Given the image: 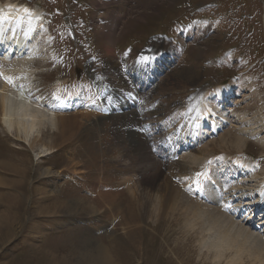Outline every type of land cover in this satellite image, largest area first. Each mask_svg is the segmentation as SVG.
<instances>
[{
	"label": "rangeland",
	"instance_id": "obj_1",
	"mask_svg": "<svg viewBox=\"0 0 264 264\" xmlns=\"http://www.w3.org/2000/svg\"><path fill=\"white\" fill-rule=\"evenodd\" d=\"M7 1L0 0V4ZM17 1L35 8L38 5L44 7L50 19L49 32L58 43L63 61L51 57L53 53L46 55L41 46L34 44L31 54L28 52V55L19 56L12 62L16 65L15 74L11 75L15 84L17 82L26 88L38 89L42 99L39 103L37 98H33L35 102L31 101L25 95L24 88L22 98L28 99L40 111L36 121L38 129L35 131L25 132L19 125L16 113L8 116L13 126L10 130L7 123L1 120L0 111V215L7 221L0 226V264H78V259L72 260L67 249L73 246L80 251L77 248L80 244L88 243L93 247L107 244L110 240L115 245L113 254L117 255L114 257L116 264H188L184 262L185 259L190 264H211L199 258V243L195 238L186 241L183 228L172 225L167 230L171 217L164 215L160 218L163 226H156L159 222L151 218V210L143 194L145 182L148 184L152 177H156L158 182L163 181L168 176L170 164H162L149 153L140 133L131 130L128 133L121 130L119 133V125L125 120L122 115H96V119L91 120L79 112L81 115L77 119L81 124L63 130L58 128L57 117L42 104V100L48 97L52 99L56 79L60 76L69 79L74 77L75 67L84 69L85 60L93 55L82 56V53L87 52L83 43L88 39V31L76 28L75 21L84 20L94 25L90 34L95 49L100 58L105 56L111 68L118 67L113 59L117 47L130 44L134 52H138L154 40L155 44L149 50H165L168 45L170 48L173 45L163 39L173 41L170 38L173 37L178 53L181 42H185V54L154 88L157 90L154 92L155 97L166 104H176L179 102L178 97L183 99L189 92L193 94L195 87L205 82L221 85L235 80L239 85V103L233 106L235 109L230 117L236 120L231 122L234 123L231 128H236L235 123L240 126L239 121L244 115L252 119L250 122L254 127H258L257 122L263 115L258 108L264 104V0H69L70 4L67 0ZM102 21L105 23L101 24ZM190 23L203 24L201 35L193 41L179 38L177 44L178 26ZM50 42L47 41L45 45ZM80 42V51L75 52ZM218 59H222V65H219ZM7 66L10 67L11 63H7ZM102 72H105V68L94 66L92 76H96V73L101 75ZM85 76L92 80L87 74ZM2 82L0 93L7 90ZM174 101L177 102L171 103ZM227 102L230 104V101ZM261 111L264 113L263 109ZM162 112V108L156 111L158 114ZM128 114L134 118L125 114L127 120L136 118V113ZM229 128L226 132L229 130L236 135L237 132ZM122 134L128 136L124 138L126 135ZM263 137L253 135L247 139L245 146V152L257 161V171L260 173L264 172V146L260 141ZM219 138L217 136L209 140L208 148L201 145L199 153H206L210 149L211 154L222 151L237 154L238 146L227 142L228 146L221 147ZM126 147L130 150H126ZM9 166L20 170V174L8 169ZM131 171L141 174L136 179L135 193L139 201L138 210L145 221L142 223L143 234L138 232L140 228L137 227L135 231L138 233L131 235L132 238L126 231L128 227H133L129 224L124 228L120 221H115L116 218L120 220L119 208L125 209L127 202L132 199L129 191L123 190L120 194L118 190L102 188L103 183H120L125 173ZM14 179L21 184H11ZM104 191L120 194L115 205H100L97 195ZM41 197L45 198V205L54 201L67 199V202H71L72 199H79L84 202L83 205L89 202L93 207L91 210L96 209L97 212L88 214L70 209L41 211L42 214H37L34 206L41 202ZM84 220L94 226L90 224L92 229L82 232ZM10 225L14 229L8 234ZM160 244L164 246V251H160ZM85 263H88V259H85Z\"/></svg>",
	"mask_w": 264,
	"mask_h": 264
},
{
	"label": "bare ground",
	"instance_id": "obj_2",
	"mask_svg": "<svg viewBox=\"0 0 264 264\" xmlns=\"http://www.w3.org/2000/svg\"><path fill=\"white\" fill-rule=\"evenodd\" d=\"M4 6L5 5H2L0 7V51L3 53L4 59L6 61L13 62L15 61V58H18L19 56L23 57V55L27 54L28 52V54H31L30 51L33 47V44L31 42L32 32L38 18L36 17V14L34 12L27 10V6H15L14 4H8L6 7ZM2 43L5 44V47L2 46ZM162 51L170 53L169 49L155 50L153 52L161 53ZM146 52H148V50ZM2 73L3 76H7L6 71H3ZM13 76H10L11 79L9 77L13 86L10 87V83L7 81L2 82V84L7 87V90L0 93L1 120H3L4 123L6 122L9 126V129L12 130L11 128H13V126L11 123H9L8 116L12 113H16L19 117V125L24 129L25 132L35 131V129H38V122L36 121L40 113V111L38 110L39 108L37 109L36 107H34L32 103L28 101V99L22 98L24 88L25 95L27 96V88L23 84H18L17 82L15 84ZM17 85H23L24 87ZM220 88L221 91H217V88L215 90L217 92L215 94L213 93L214 95H212V92H210L209 89H204L202 92H197V94L195 95L196 98L194 100V107L195 109H197V111L199 108V112L196 114L193 122L190 123L189 130L184 134L185 137L189 134L194 138V146L188 152H185V150H181L182 155L180 156V158L177 160H172L168 176L166 175L163 181L158 182L156 177H152L148 184L147 182H145L146 186L143 189V194L145 195L146 204H148L150 207L151 218L154 219V222L155 220L159 222L156 223V226H163L160 218H162L164 215L171 217L172 220L167 223V230H170L172 228V225H176V227L183 228L182 231H184V238L186 239V241L195 238V241L200 245L198 254L199 258H201L203 261H209L211 264H264V224L257 228L256 224L250 218V213L242 215V217L238 219L234 217L229 218L228 216H226V213L223 214L222 212H220V209H218V207L216 208L206 206L202 204V200H196L189 197V194L192 191L186 193L183 190L187 185V180H185L186 175L189 173V171L187 170L193 171L195 167H200V169H202L207 161V157H209V155L211 154L210 149H207L206 153L204 152L200 154L199 152L201 150H199L198 148L199 143H203V148L204 146L205 148L209 147V144L207 142H204L207 133H216V135L213 134V136H220L219 142L221 147L228 146V144H234L238 146L239 151L237 150V155L234 160L236 162L244 161L245 167H248L249 165L250 167H252V165L250 164L251 158L247 160L246 158H244L243 154L245 151V146L248 142L247 139L255 135V129H259V125L258 127H254L250 122L252 119L250 120L244 115L239 121L241 122V125L236 126L237 124L235 123L236 128H231L234 127V123H231L232 121L228 119L229 112L227 111V109H229V102L227 101H229L232 95H234V89L236 88V86L231 83ZM210 93L212 96L210 95ZM74 97L78 96L76 95ZM29 99L35 102V99L31 97ZM39 100L40 99H37L36 101H38L39 103ZM213 101L218 102L216 108L212 106ZM263 108L264 104H260L258 110L259 112H261V114H264L261 111ZM48 109L50 110L51 108ZM79 112L83 113L87 118L90 117L91 120L96 119L97 114L93 113L94 111L92 110H78L73 113H55L54 116L57 117L58 128L68 130L75 128L76 125L78 126L79 124H81V122L78 123L79 120L77 119V117H79L78 115H81V113ZM202 114H205L207 121L201 122V124L197 126L196 120H199ZM118 115H122L121 117H124L123 119L127 120L125 114H112L110 116L117 117ZM90 119L87 120L89 121ZM253 123H255V121ZM257 123H262L264 130V115L260 117ZM206 124H208L209 130L203 133L201 130V126ZM228 125L232 130L237 132L236 135L232 132H229V130L226 132V127ZM223 128L224 130L221 131ZM120 130L123 131V128H120ZM122 131H120V133ZM38 132L40 133L41 129H39ZM260 141L264 146V137L260 138ZM227 142L229 143L227 144ZM194 149L197 151H193ZM225 153L228 152L225 151ZM223 156L225 157V154H223ZM187 162H189L191 165ZM9 167L10 168L8 169H10L11 171L13 170V172H17L20 174V170H17V168L12 169V166ZM237 168H239V166H237ZM248 169L240 167V169L228 171L227 178H236L238 173L245 172ZM213 174L215 173L213 172L211 175ZM172 175H180V177L178 178V183L181 187L179 186L178 188V186H176V184L172 180ZM205 176L206 174H204L201 179H196L197 183L195 187L201 189L205 185V183L203 182V178ZM244 176L246 175L241 174L240 176H238V178L243 179ZM257 178L258 175L256 172H251L250 175L246 177L244 185L249 187L248 190H246L245 188H240V185L243 184V182L234 187V192L239 190L238 196L241 199L249 198L247 202L242 203V206L247 208L246 210L248 212L258 204V199L253 201L250 200L255 198V193H259L264 188V175L261 177V179ZM13 183H16L17 185L21 184L20 181L15 179L14 181H11V184ZM136 183H138L137 180H134L131 183L127 181L125 185L127 187L124 190L127 192L129 191L130 197H132V199L130 198L129 202H127L125 209L124 207H122L118 210V215L120 216V220H118V222L120 221L119 223L122 224L124 228H126L129 224L133 227L127 228L129 230L126 231V234L129 237L138 232L143 234L142 223L144 221V218L139 212L137 206V203H139V201H137L138 197H136L135 193ZM121 191L118 192L120 193ZM120 194L104 191L99 193L97 197L99 199L100 205L111 207V205L113 206L116 204L118 195ZM44 197H41V202H38L37 205L35 204L34 206V209L36 211L35 213L37 214H42L41 211L54 212L55 210L68 211L70 209H75L77 212H86L88 214L97 212L96 209L91 210L93 209V207L88 204L89 202H86V204L83 205L84 202L79 201V199H72L71 202H67V199L66 201L62 202L54 201L52 203H48V205H45ZM97 204L98 203H96V205ZM239 206L240 205H238V207ZM243 213H245V209L243 210ZM174 221L176 222V224L174 223ZM6 223L7 221L0 215V226ZM137 227L140 228L138 232L137 230L135 231V228L138 229ZM13 229L14 226L10 225L8 234L11 233ZM87 244L88 243H83V245L80 244V246H76L78 249H80V251L77 249L75 250V248L72 246L70 247V249L66 250L67 252H69L67 254L71 257L72 260L78 259V264H86L85 259H88L87 264H116V260L114 257H116L117 255L113 254L115 245L112 244L111 240L110 242H107V244H98L96 246L94 245L93 247L89 246L90 244ZM158 247L160 248V251H164V246L162 244L158 245ZM160 254H162V252H160ZM184 262L190 264L186 259ZM54 264L60 263L55 262Z\"/></svg>",
	"mask_w": 264,
	"mask_h": 264
}]
</instances>
